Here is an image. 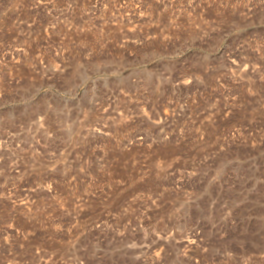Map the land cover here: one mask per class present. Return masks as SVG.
I'll return each mask as SVG.
<instances>
[{
	"label": "rangeland",
	"instance_id": "374dc122",
	"mask_svg": "<svg viewBox=\"0 0 264 264\" xmlns=\"http://www.w3.org/2000/svg\"><path fill=\"white\" fill-rule=\"evenodd\" d=\"M0 264H264V0H0Z\"/></svg>",
	"mask_w": 264,
	"mask_h": 264
}]
</instances>
